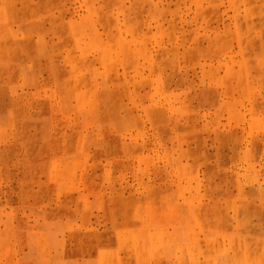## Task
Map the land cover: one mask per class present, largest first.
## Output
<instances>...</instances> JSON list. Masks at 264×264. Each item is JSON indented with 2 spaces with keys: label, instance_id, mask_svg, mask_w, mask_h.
<instances>
[{
  "label": "rangeland",
  "instance_id": "1",
  "mask_svg": "<svg viewBox=\"0 0 264 264\" xmlns=\"http://www.w3.org/2000/svg\"><path fill=\"white\" fill-rule=\"evenodd\" d=\"M0 264H264V0H0Z\"/></svg>",
  "mask_w": 264,
  "mask_h": 264
}]
</instances>
